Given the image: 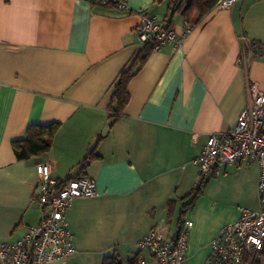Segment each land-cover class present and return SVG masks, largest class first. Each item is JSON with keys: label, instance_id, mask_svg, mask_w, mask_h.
<instances>
[{"label": "crops", "instance_id": "obj_1", "mask_svg": "<svg viewBox=\"0 0 264 264\" xmlns=\"http://www.w3.org/2000/svg\"><path fill=\"white\" fill-rule=\"evenodd\" d=\"M170 1L128 0L123 11L90 0H0V240L15 242L42 219L33 202L37 165L51 163L59 180L76 178L100 137V158L84 173L99 195L76 199L66 212L78 252L55 264H102L110 255L127 262L155 228L178 235L180 219L186 264H208L219 233L243 209L259 208V166L252 162L220 166L194 208L180 215L182 199L201 180L194 160L209 135L237 124L250 104L249 83L264 90V0L216 6L204 18L176 14L180 45L151 53L129 83L124 117L110 127L116 83L141 48L142 13L165 21ZM251 42L262 44V53ZM51 123L61 127L50 152L19 161L12 143L25 139L30 125ZM214 180L215 194L208 192Z\"/></svg>", "mask_w": 264, "mask_h": 264}, {"label": "built area", "instance_id": "obj_2", "mask_svg": "<svg viewBox=\"0 0 264 264\" xmlns=\"http://www.w3.org/2000/svg\"><path fill=\"white\" fill-rule=\"evenodd\" d=\"M239 0H219L217 6L230 9ZM92 3L130 9L128 0H90ZM188 29L191 25L188 24ZM140 46L149 41L155 50L180 45L182 38L157 16L142 13L137 28ZM253 47V42L250 43ZM250 104L237 124L228 131L210 134L202 153L194 160L204 181L220 175L222 165L241 167L255 162L259 166V208L242 210L239 219L224 228L211 243L208 264H256L263 261L264 251V90L257 82L249 83ZM39 175L33 202L43 211L39 224L30 226L15 242H0L1 264H55L77 254L74 235L66 212L76 199L99 195L98 185L89 177L59 180L52 176L51 163L37 165ZM140 252L148 253L157 264H186L188 233L169 235L157 227L139 242ZM140 264H147L141 257Z\"/></svg>", "mask_w": 264, "mask_h": 264}, {"label": "trees", "instance_id": "obj_3", "mask_svg": "<svg viewBox=\"0 0 264 264\" xmlns=\"http://www.w3.org/2000/svg\"><path fill=\"white\" fill-rule=\"evenodd\" d=\"M219 0H171L169 13L165 18L167 26L172 28L173 18L176 14H182L186 18H190L195 12H198L200 18L206 17L218 4ZM96 4V3H93ZM253 48L260 54L263 51V46L259 42H253ZM156 43L149 41L142 46L130 66L122 70L119 80L116 83L111 105L109 107V119L111 121L110 127L112 128L122 117H124V110L130 100L129 83L131 79L142 69L146 64L149 56L155 50ZM60 123H51L46 125L33 124L27 129V137L23 140H17L12 143V147L16 158L19 161L29 160L36 157H41L50 152L55 138L60 130ZM102 137L98 139V143L89 151L87 156L78 165L80 174L76 178L87 177L84 175L85 171L92 165V163L100 158L97 154V145ZM207 181L200 180L198 186L187 196L183 201V208L181 210V217L192 210L197 200L203 194V188ZM175 201L171 200L168 204V222H171ZM184 221L179 220V234L184 229ZM141 252L134 255L133 258L124 262L120 256L110 255L104 257L102 264H140ZM1 264V263H0ZM256 264H264V251L263 261Z\"/></svg>", "mask_w": 264, "mask_h": 264}, {"label": "rangeland", "instance_id": "obj_4", "mask_svg": "<svg viewBox=\"0 0 264 264\" xmlns=\"http://www.w3.org/2000/svg\"><path fill=\"white\" fill-rule=\"evenodd\" d=\"M216 182H218V181L214 180L213 182H211V184L209 186L210 188L208 189L209 190L208 191L209 193H214V194L215 193H218V191H219V185ZM229 199H231L232 201H236V200L239 201L240 198L238 196H234V193H231V196L229 197ZM94 237H98V235H97V233L95 231L92 234V238H94ZM0 242H7V243H9V241H3V240H0ZM142 255L143 254L141 253V256Z\"/></svg>", "mask_w": 264, "mask_h": 264}]
</instances>
